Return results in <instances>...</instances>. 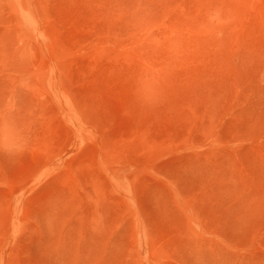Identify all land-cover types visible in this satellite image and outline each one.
Returning a JSON list of instances; mask_svg holds the SVG:
<instances>
[{
    "label": "rangeland",
    "instance_id": "1",
    "mask_svg": "<svg viewBox=\"0 0 264 264\" xmlns=\"http://www.w3.org/2000/svg\"><path fill=\"white\" fill-rule=\"evenodd\" d=\"M0 264H264V0H0Z\"/></svg>",
    "mask_w": 264,
    "mask_h": 264
},
{
    "label": "bare ground",
    "instance_id": "2",
    "mask_svg": "<svg viewBox=\"0 0 264 264\" xmlns=\"http://www.w3.org/2000/svg\"><path fill=\"white\" fill-rule=\"evenodd\" d=\"M18 3H19V2H18ZM16 5H17V3H16ZM16 7H17V9H18V6H16ZM25 9H26V8H25ZM25 9H23V10H25ZM19 10H20V9H19ZM19 10H18V12H19ZM26 10H27V9H26ZM28 10H29V9H28ZM28 10H27V11H28ZM27 11H25V12L27 13ZM28 13H29V12H28ZM28 13H27V15H28ZM25 15H26V14H25ZM25 15H24V16H25ZM20 16H21V15H20ZM24 16H23V17H24ZM26 18H27V19L30 18L29 15H28V17L26 16ZM26 18H25V19H26ZM31 19H32V18H30V20H31ZM23 20H24V19H23ZM30 20H29V22L31 23ZM27 21H28V20H27ZM32 22H33V21H32Z\"/></svg>",
    "mask_w": 264,
    "mask_h": 264
}]
</instances>
